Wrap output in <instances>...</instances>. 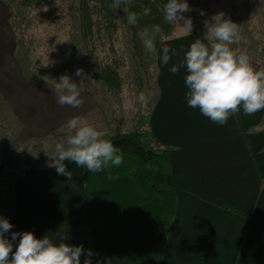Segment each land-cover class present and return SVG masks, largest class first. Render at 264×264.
<instances>
[{
    "label": "crops",
    "instance_id": "0c3cea01",
    "mask_svg": "<svg viewBox=\"0 0 264 264\" xmlns=\"http://www.w3.org/2000/svg\"><path fill=\"white\" fill-rule=\"evenodd\" d=\"M11 13L0 4V41L4 42L0 100L10 111L6 120L16 129L14 143L21 152L17 159L24 168L10 185L9 200L4 198L8 207L0 217L13 225L6 234L9 239L12 232L31 231L37 238L48 235L57 243L68 237L65 242L74 246L83 167L66 162L73 174L67 181L47 166L49 161L30 155L29 144L50 136L66 138L62 126L73 117L86 119L103 133L102 124L107 121L102 119V109V113L95 110L98 100L86 87L80 86V107H61L56 102L55 82L29 78L23 72L11 56L17 44ZM198 38L203 39V34L165 40L157 54L159 92L149 127L160 144L170 147L177 194L160 264H264V109L252 115L241 111L220 126L187 105L186 70L173 74L169 69L181 63ZM164 46L175 52H170L166 65L159 59ZM25 146L26 154L22 152ZM18 239L13 241V251Z\"/></svg>",
    "mask_w": 264,
    "mask_h": 264
},
{
    "label": "trees",
    "instance_id": "16d2710c",
    "mask_svg": "<svg viewBox=\"0 0 264 264\" xmlns=\"http://www.w3.org/2000/svg\"><path fill=\"white\" fill-rule=\"evenodd\" d=\"M30 12L27 23L53 25L69 16L72 4L61 0H15ZM3 0H0V4ZM167 0H128L114 7V0H79V34L91 71L110 89L120 93L139 71L157 62L162 42L176 38L177 25L164 20ZM136 13L130 25L127 14ZM43 10V11H42ZM256 13L264 26V0H258ZM39 16H41L39 18ZM154 25L156 53H150L138 33ZM127 28L131 44L129 60L117 47V35ZM151 34V32H150ZM123 163L99 173L83 168V199L74 246L93 253L92 264H160L166 239L177 209V194L168 153L150 127L111 136ZM114 177L109 180L107 177ZM118 177V178H116Z\"/></svg>",
    "mask_w": 264,
    "mask_h": 264
},
{
    "label": "clouds",
    "instance_id": "9594fccd",
    "mask_svg": "<svg viewBox=\"0 0 264 264\" xmlns=\"http://www.w3.org/2000/svg\"><path fill=\"white\" fill-rule=\"evenodd\" d=\"M121 3L127 4L128 0H114L113 6L119 7ZM191 10L187 0H167L163 8L164 20L191 35L193 20L185 15ZM124 11L128 13L127 8ZM200 15H205L203 10ZM137 20L136 13L127 14L130 25H135ZM204 27L203 39L192 42L181 63L169 69L173 74L181 68L186 70L187 105L198 109L201 115L220 126L241 111L252 115L264 109V68L257 70L246 52L231 47L241 39L238 25L226 19L221 11L205 20ZM159 32V25H154L151 30L145 28L138 33L150 53L157 51L155 34ZM170 52L175 55L168 46L161 49L159 59L162 64H168ZM75 75L81 78L79 84L68 74H62L55 84L56 102L61 107L78 108L83 103L80 86L86 76L82 69H77ZM62 131L66 139L55 144V154L49 156L47 166L54 167L59 175L67 177V181L72 180L73 174L66 162L86 168L91 173L123 163L119 148L105 139L104 133L86 119L73 117L62 126ZM107 178L111 180L114 177L109 175ZM12 227L8 219L0 217V264H81L85 250L82 245L66 243L68 237H61V242L57 243L48 235L37 238L33 232L24 231L12 232L9 239L6 234ZM17 239L18 244L13 251V241ZM92 255L88 250L83 264H92Z\"/></svg>",
    "mask_w": 264,
    "mask_h": 264
},
{
    "label": "rangeland",
    "instance_id": "374dc122",
    "mask_svg": "<svg viewBox=\"0 0 264 264\" xmlns=\"http://www.w3.org/2000/svg\"><path fill=\"white\" fill-rule=\"evenodd\" d=\"M61 1L63 4H72L69 16L47 26L45 23L36 25L35 21L29 25L28 10L19 7L15 0H3L12 12L11 24L17 35V44L11 56L29 78L42 81L57 83L62 74H68L79 84L81 78L76 76L75 72L82 69L86 78L81 86L93 93V98L99 103L96 102L98 109L95 110L100 113L99 109H102L104 114L101 118L107 121L102 124L105 139L116 134L149 129L150 112L159 92L156 84L158 72L156 64L147 71L140 69L139 81L132 76L129 79L131 85H127L120 93L114 92L90 69L79 34L77 12L79 0ZM187 2L192 10L185 15L191 17L194 24L191 34L200 32L204 35L206 31L204 21L222 11L225 18L231 19L239 28L241 39L231 47L239 52H246L257 70L264 68V26L256 13L258 0H187ZM201 10L205 15H200ZM175 35L179 37L187 34L177 26ZM116 44L119 52L129 60L131 44L127 28L124 27L118 32ZM3 48L4 42L0 41V53L3 52ZM3 106L5 107V104L0 100V213L8 207V201L5 204L4 198L8 199L12 181L24 168L17 159L19 151L13 138L16 129L6 120V115L10 111ZM65 139L63 136L60 139L50 136L41 141H34V144H29L32 147L30 155L43 157V162H48L49 156L55 154V144ZM27 150L25 146L22 152L26 154ZM21 157L25 158L24 155Z\"/></svg>",
    "mask_w": 264,
    "mask_h": 264
}]
</instances>
